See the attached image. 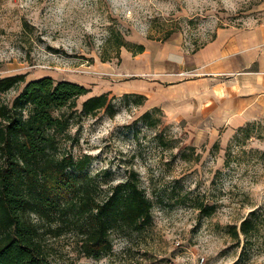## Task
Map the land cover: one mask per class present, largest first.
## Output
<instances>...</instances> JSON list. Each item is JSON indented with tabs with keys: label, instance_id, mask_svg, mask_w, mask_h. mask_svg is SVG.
<instances>
[{
	"label": "rangeland",
	"instance_id": "rangeland-1",
	"mask_svg": "<svg viewBox=\"0 0 264 264\" xmlns=\"http://www.w3.org/2000/svg\"><path fill=\"white\" fill-rule=\"evenodd\" d=\"M263 18L264 0H0V77L78 82L90 89L79 103L109 91L113 115L75 117L57 151L90 156L97 199L135 174L153 203L152 222L116 226L100 258L83 254L78 228L48 236L55 264H238L244 237L231 231L252 211L258 227L243 264H264V123L201 133L154 112L151 124L148 105L125 97L184 59L180 73L194 75L196 52L218 28Z\"/></svg>",
	"mask_w": 264,
	"mask_h": 264
},
{
	"label": "trees",
	"instance_id": "trees-1",
	"mask_svg": "<svg viewBox=\"0 0 264 264\" xmlns=\"http://www.w3.org/2000/svg\"><path fill=\"white\" fill-rule=\"evenodd\" d=\"M144 46H139L143 51ZM18 89L11 101L3 94ZM78 82L44 75L26 79L25 73L0 77V264H55L48 236L67 228L81 231L84 255L100 258L113 249L111 231L120 225L141 230L152 222L153 203L132 174L97 199L85 171L91 158L58 153V136L66 134L75 117L114 112L110 92L89 95ZM136 105L146 96L126 93ZM159 107L146 110L148 123ZM252 211L232 228V237H244L237 261L243 264L247 247L256 237L258 217Z\"/></svg>",
	"mask_w": 264,
	"mask_h": 264
},
{
	"label": "crops",
	"instance_id": "crops-1",
	"mask_svg": "<svg viewBox=\"0 0 264 264\" xmlns=\"http://www.w3.org/2000/svg\"><path fill=\"white\" fill-rule=\"evenodd\" d=\"M193 62L189 70L194 75L180 73L184 59L137 92L146 96V109L159 107L168 121L198 127L201 133L264 123V18L218 28Z\"/></svg>",
	"mask_w": 264,
	"mask_h": 264
}]
</instances>
